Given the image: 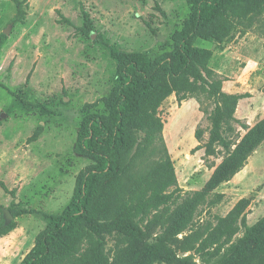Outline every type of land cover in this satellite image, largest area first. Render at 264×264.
Returning a JSON list of instances; mask_svg holds the SVG:
<instances>
[{
  "label": "rangeland",
  "instance_id": "rangeland-1",
  "mask_svg": "<svg viewBox=\"0 0 264 264\" xmlns=\"http://www.w3.org/2000/svg\"><path fill=\"white\" fill-rule=\"evenodd\" d=\"M190 13V0H0V38L7 35L0 47V116L6 113L0 117V224L14 227L0 244L6 264L21 263L36 236L49 226V216L60 215L70 203L77 177L94 166L91 158L75 152V145L84 117L106 110L120 65L116 53L156 57L172 49L173 34ZM85 14L93 26L88 32ZM221 19L232 20L230 36L221 44L199 39L195 46L213 50L209 66L223 77L225 92L248 96L239 101L235 118L222 126L230 148L216 144L212 154L206 147L212 125L197 99L179 104L172 94L164 102V138L183 193L202 190L230 151L264 119V0L228 4ZM206 106L213 107L211 100ZM214 193L225 196L213 207L200 206L197 226L166 243L171 259L146 252V243L156 241L157 228L137 241L121 233L105 234L107 262L115 264L129 241L126 264L133 259L135 264L261 261L253 246L262 245L261 234L249 245L241 232L219 254L195 247L199 225L227 215L241 198H250V226L264 218V141L244 168ZM10 208L26 212L8 223L5 210Z\"/></svg>",
  "mask_w": 264,
  "mask_h": 264
},
{
  "label": "trees",
  "instance_id": "trees-1",
  "mask_svg": "<svg viewBox=\"0 0 264 264\" xmlns=\"http://www.w3.org/2000/svg\"><path fill=\"white\" fill-rule=\"evenodd\" d=\"M247 1L190 0L191 13L173 34L172 49L156 57L144 52L116 53L120 65L106 110L84 117L75 145L77 154L91 158L95 164L77 177L70 203L60 215L49 216V226L36 236L34 247L20 264H110L104 255L105 234L121 233L137 241L157 228L156 241L146 243V252L169 260L172 257L166 243L197 226L200 206L213 207L222 201L225 195L214 190L244 168L262 144L264 119L230 151L202 190L183 193L164 138L160 109L172 94L179 104L196 98L212 125L207 153L212 154L220 143L230 148L222 126L235 118L239 101L248 95L225 92L223 77L209 66L213 50L197 47L195 42L223 43L233 24L232 20L221 19L224 8ZM84 21L88 32L93 27L89 15H84ZM6 38L1 35L0 47ZM207 100L213 103L211 109L205 107ZM23 103L28 104L24 99ZM196 136L202 138L200 130ZM249 204L250 198H241L227 215L199 225L202 230L195 249L219 254L241 232L249 245L259 234L261 238L257 239L264 240V218L250 226ZM10 211L14 217L26 212L18 208ZM13 228V223L4 226L2 222L0 237ZM259 244H253L261 252V261L256 264H264V242ZM131 245L129 241L122 247L123 256L115 264H126L124 256ZM129 264H135V260Z\"/></svg>",
  "mask_w": 264,
  "mask_h": 264
},
{
  "label": "crops",
  "instance_id": "crops-1",
  "mask_svg": "<svg viewBox=\"0 0 264 264\" xmlns=\"http://www.w3.org/2000/svg\"><path fill=\"white\" fill-rule=\"evenodd\" d=\"M11 236V234H7V235H4L2 237H0V244L2 245L4 242H6L8 240V238ZM6 254L3 255L2 258H0V264H6L7 263V258L8 256H5ZM5 257V258H4Z\"/></svg>",
  "mask_w": 264,
  "mask_h": 264
},
{
  "label": "water",
  "instance_id": "water-1",
  "mask_svg": "<svg viewBox=\"0 0 264 264\" xmlns=\"http://www.w3.org/2000/svg\"><path fill=\"white\" fill-rule=\"evenodd\" d=\"M6 115V113H2L0 117H4ZM5 215H6V221L9 223L14 216L12 215L11 211L9 209L5 210Z\"/></svg>",
  "mask_w": 264,
  "mask_h": 264
}]
</instances>
